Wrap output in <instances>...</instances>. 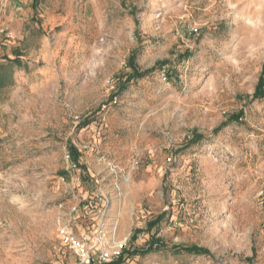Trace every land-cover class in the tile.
Instances as JSON below:
<instances>
[{
	"label": "rangeland",
	"instance_id": "1",
	"mask_svg": "<svg viewBox=\"0 0 264 264\" xmlns=\"http://www.w3.org/2000/svg\"><path fill=\"white\" fill-rule=\"evenodd\" d=\"M263 72L264 0H0V264H264Z\"/></svg>",
	"mask_w": 264,
	"mask_h": 264
},
{
	"label": "trees",
	"instance_id": "2",
	"mask_svg": "<svg viewBox=\"0 0 264 264\" xmlns=\"http://www.w3.org/2000/svg\"><path fill=\"white\" fill-rule=\"evenodd\" d=\"M130 65L133 69L132 75L129 76V78L127 79V81L124 84V88H122L121 90H125L127 85L132 81V80H136V79H142L144 78L146 75L149 74V72H141L136 66H135V55L132 56V58L130 59ZM264 99V72L262 73L259 83L257 85V88L255 90V93L253 95V100H263ZM231 122L232 121H238L240 119V115L237 116H233L231 118ZM88 125V122H85L84 124H82L81 128H84L85 126ZM226 125V124H225ZM221 129V128H220ZM219 130L216 131V133H218ZM198 140H195L194 143H198L196 141H199L200 139H203L202 137H198ZM71 157L74 163H78L79 162V154L76 151L75 148L71 147ZM158 241L157 240H153L152 244L147 248V249H135L133 252H131L130 250L125 249L120 256L118 257V259L115 262H112L110 264H123L126 259L134 257V256H143V255H147L150 254L152 252L157 251V247L158 246ZM175 251L178 252H184L187 254H192V255H196V256H203V255H209L211 256L210 252L206 249L203 248H199V247H176L173 248ZM248 263L251 262L250 259L246 260Z\"/></svg>",
	"mask_w": 264,
	"mask_h": 264
},
{
	"label": "built area",
	"instance_id": "3",
	"mask_svg": "<svg viewBox=\"0 0 264 264\" xmlns=\"http://www.w3.org/2000/svg\"><path fill=\"white\" fill-rule=\"evenodd\" d=\"M71 244L75 250H77L81 255V261L83 264H92L90 258L86 254V245L80 240H72Z\"/></svg>",
	"mask_w": 264,
	"mask_h": 264
}]
</instances>
